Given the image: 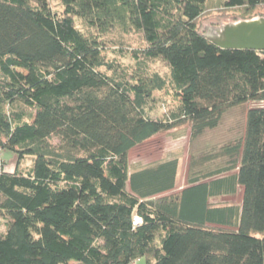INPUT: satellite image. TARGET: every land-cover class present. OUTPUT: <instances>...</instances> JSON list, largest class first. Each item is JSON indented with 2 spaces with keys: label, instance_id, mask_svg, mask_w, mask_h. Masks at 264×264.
Masks as SVG:
<instances>
[{
  "label": "trees",
  "instance_id": "obj_1",
  "mask_svg": "<svg viewBox=\"0 0 264 264\" xmlns=\"http://www.w3.org/2000/svg\"><path fill=\"white\" fill-rule=\"evenodd\" d=\"M212 15L264 17V0H0V153L18 155L0 264H264V54L206 40ZM184 126L185 187L176 156L129 170Z\"/></svg>",
  "mask_w": 264,
  "mask_h": 264
},
{
  "label": "rangeland",
  "instance_id": "obj_2",
  "mask_svg": "<svg viewBox=\"0 0 264 264\" xmlns=\"http://www.w3.org/2000/svg\"><path fill=\"white\" fill-rule=\"evenodd\" d=\"M254 17H262V16H254ZM252 17V18H254ZM216 19H228V20H239L240 18H231V16H219L212 15L206 18H203L199 24V32L205 34L207 28L209 26L217 25L212 23V21ZM251 19V18H249ZM247 20V19H241ZM124 54V53H123ZM127 62V60H124ZM150 70L154 72H158L159 74L164 75L167 72V68L164 64L159 61H154L150 63ZM156 98L165 99V101L169 104H172L171 99L166 96H159V94L155 95ZM254 106V105H252ZM166 106L160 100L152 107L150 111V116L158 117L163 114ZM233 119V116H232ZM230 118L225 119V122H229ZM54 143H57L54 141ZM190 148L192 149V144L189 141V133L186 126L180 127L178 129L171 130L166 133L158 134L151 139L143 142L142 144L136 146L128 153V166L129 170L132 171L137 169L138 167H142L163 158H170L172 156H176L179 159L178 165V186L179 189L186 186V173L188 166V158L190 155ZM18 160V155L15 152L4 150L0 153V165H2V169L6 172H12L15 169L16 163ZM30 165L29 159H23L21 161L20 167L27 168ZM241 200V189L238 190L237 194L233 197H219L215 199H211V202H225V201H233L234 203L240 204ZM130 264H147L146 258H141L136 260Z\"/></svg>",
  "mask_w": 264,
  "mask_h": 264
},
{
  "label": "water",
  "instance_id": "obj_3",
  "mask_svg": "<svg viewBox=\"0 0 264 264\" xmlns=\"http://www.w3.org/2000/svg\"><path fill=\"white\" fill-rule=\"evenodd\" d=\"M209 26L206 40L222 50H257L264 54V17L247 20L216 19Z\"/></svg>",
  "mask_w": 264,
  "mask_h": 264
},
{
  "label": "built area",
  "instance_id": "obj_4",
  "mask_svg": "<svg viewBox=\"0 0 264 264\" xmlns=\"http://www.w3.org/2000/svg\"><path fill=\"white\" fill-rule=\"evenodd\" d=\"M141 223V219L139 217H135L133 222H132V225L133 226H136L137 224Z\"/></svg>",
  "mask_w": 264,
  "mask_h": 264
}]
</instances>
